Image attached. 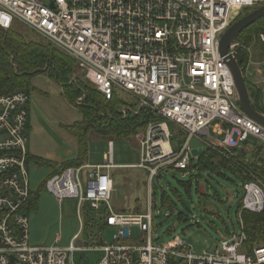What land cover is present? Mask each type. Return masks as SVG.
<instances>
[{"label":"built area","instance_id":"1","mask_svg":"<svg viewBox=\"0 0 264 264\" xmlns=\"http://www.w3.org/2000/svg\"><path fill=\"white\" fill-rule=\"evenodd\" d=\"M263 5L264 0H0V29L21 25L73 59L106 99L121 90L152 111L155 118L137 135L138 168L152 181L165 168L190 167L192 139L236 164L264 149V127L237 105L234 78L220 53L228 28ZM259 40L264 44V33ZM29 111L27 92L0 96V264H76V253L92 250L104 253L99 264H264V245L247 246L242 221L243 212H264V176L251 175L243 185L241 233L224 240L216 253L196 254L183 239L156 245L151 210H113L114 182L107 173L115 168L112 143L103 165L88 166L96 171L85 188L80 167L51 176L45 190L58 203L78 199L81 209L87 205L100 213L102 227L115 230L114 242L97 245L101 239L86 240L80 232L67 247L31 245ZM168 122L185 136L179 150L171 145ZM211 128L220 139L211 137ZM251 138L262 148L246 146ZM260 159L264 171V155ZM97 226L99 234L100 224L92 229ZM135 228L142 236L131 240Z\"/></svg>","mask_w":264,"mask_h":264},{"label":"rangeland","instance_id":"2","mask_svg":"<svg viewBox=\"0 0 264 264\" xmlns=\"http://www.w3.org/2000/svg\"><path fill=\"white\" fill-rule=\"evenodd\" d=\"M249 12L247 11V13ZM15 28L27 40L47 44L44 38L21 25ZM235 50L236 52L240 50V46ZM249 54V64L246 70V75L250 76L248 81L251 86L257 87L264 94V44L257 36L253 38ZM80 72L82 73L81 70ZM77 78H80L82 82L85 81L81 79L78 71L72 82H76ZM28 93L30 94V121L28 123L30 154L57 163H66L77 158V142L65 131L64 127L81 120L78 107L81 106L83 98L78 100L75 105H69L63 96L62 87L44 75L33 80L32 90ZM116 96L125 105L121 109L122 114L126 115L127 110L136 112L141 110L137 100L128 93L117 90ZM253 101L255 103V100ZM260 103L259 105L262 107V102ZM168 127L173 135L171 145L174 149L179 150L183 142V134L171 122H168ZM142 132L144 131H139L137 135H141ZM137 135L129 140L111 139L114 164L135 165L130 168L111 170L114 176V191L110 205L115 212L131 213L133 210L143 212L149 209L151 204L155 244L170 245L178 239H183L196 254L216 253L224 240L233 234L241 233L240 216L244 182L238 175L221 166L215 172L193 170L192 174L169 167L161 170L159 177L154 178L150 183L147 172L136 167L141 162V148ZM210 135L215 140L220 139L213 133L212 128ZM246 146L255 150L262 148L263 144L261 141L251 138ZM109 149L108 139L91 134L87 163L104 164V155L108 153ZM209 150L221 155L212 149ZM257 152L252 153L245 160L260 162L262 154L257 156ZM192 162L197 164L198 157L192 156ZM49 171L50 169L46 167H31V187L34 186L32 172H43L46 175ZM95 171L89 169L88 166L83 167L81 179L84 188L88 174ZM42 192L44 196L47 195L48 199L42 202L38 212L30 211V243L36 246H51L56 243L55 239L59 235L63 242L57 245L67 247L70 245L72 237L76 233L82 232L83 224L87 219L86 209L79 207L78 199H66L59 206L50 193L46 190ZM200 193L206 195L203 203L199 196ZM89 218L91 220L96 216L90 213ZM96 222L101 227L103 226L100 217L96 218ZM98 227L91 229V241L99 238L101 242L97 245L113 243L115 230L102 227L100 233L97 234ZM141 236L138 229L132 230L131 240L140 239ZM129 244L131 243L129 242ZM77 245L81 246V241ZM103 255V252L96 250L83 251L76 253L74 260L76 264H99Z\"/></svg>","mask_w":264,"mask_h":264},{"label":"trees","instance_id":"3","mask_svg":"<svg viewBox=\"0 0 264 264\" xmlns=\"http://www.w3.org/2000/svg\"><path fill=\"white\" fill-rule=\"evenodd\" d=\"M261 33H264V18L244 30L237 38V43L239 42L240 45V50H237V60L245 75L250 58L249 47L254 36L259 38ZM77 71L84 81V75L80 72L76 62L49 43L27 40L16 28L0 29V96L18 90L28 93L32 90L33 80L44 75L62 87L63 96L69 105H75L78 100L83 98L81 106L78 107L81 120L64 127L65 131L77 141L78 159L59 165L31 154L28 158L29 166L54 169L51 176L64 169L84 166L91 134L108 139L109 142H112L113 138L129 140L133 139L139 131H145L148 124L155 118V114L145 108L139 112L127 110L126 115L122 114L121 109L125 105L120 102L117 96L106 99L96 89L90 88L91 86L89 87L86 81H84L86 83L82 82L80 78H77L76 82H72ZM246 83L254 109L264 114V94L257 87L251 86L248 79ZM260 102H262V107L259 105ZM182 136L185 138L184 135ZM260 153L264 155V149H260L257 156ZM239 160L240 163L236 164L234 161H229L208 150L198 157L197 164L191 161L188 169L179 171L187 174H192L193 170L215 172L221 166L238 175L244 183L251 180V175L264 176V171L257 162H248L243 158H239ZM45 183L43 188H45ZM40 191L43 190L31 191L30 208L32 211L37 209ZM199 196L203 203L206 195L200 193ZM84 207L87 219L83 224L82 235L84 239L88 240L90 231L96 225V218L100 213H92L87 205ZM102 212L104 213L105 210ZM134 212L142 213L137 210ZM90 213L96 218L89 220ZM242 221L248 237L247 246L251 248L264 245V212L259 215L243 212Z\"/></svg>","mask_w":264,"mask_h":264},{"label":"water","instance_id":"4","mask_svg":"<svg viewBox=\"0 0 264 264\" xmlns=\"http://www.w3.org/2000/svg\"><path fill=\"white\" fill-rule=\"evenodd\" d=\"M263 18L264 5L251 11L250 13L245 14L236 22H234L222 36V39L220 41V53L221 56L225 58V62L234 78L237 105L250 119L264 127V116L257 112L251 103L250 92L246 83V80L250 76L245 75L244 70L239 66L237 60V52L236 50H233V48L237 44L238 36L244 30L254 25ZM190 149L191 154L194 158L201 156L207 151L205 145L197 139L191 140ZM242 156L245 157L246 154L242 152Z\"/></svg>","mask_w":264,"mask_h":264},{"label":"crops","instance_id":"5","mask_svg":"<svg viewBox=\"0 0 264 264\" xmlns=\"http://www.w3.org/2000/svg\"><path fill=\"white\" fill-rule=\"evenodd\" d=\"M248 68V67H247ZM77 142V141H76ZM112 142H109V144H111ZM78 145V144H77ZM32 155V154H31ZM106 155H107V153L104 155V159L106 158ZM32 156H36V157H39V156H37V155H32ZM78 157H79V150H78V155H77V158H75V159H73V160H77L78 159ZM87 157H88V155H87ZM87 157H86V159H85V161H84V166H99L100 164H90V163H87ZM41 158V157H40ZM44 159V158H43ZM47 160V159H46ZM73 160H70V161H73ZM50 161V160H49ZM69 162V161H68ZM55 163H57V162H55ZM59 165H61V164H64V163H58ZM103 165V164H102ZM115 165V164H114ZM139 165V164H138ZM138 165L136 166V167H138ZM84 166H82V167H84ZM133 166H135V165H130V164H120V165H115V169L116 168H130V167H133ZM31 167H34V168H44V167H37V166H35V165H31L30 167H29V171H30V168ZM46 168H49V167H46ZM50 169V171H49V173H47L46 175L43 173V172H32V181H33V183L32 184H34V186H33V188L31 187V189H32V191L33 192H37V191H39V190H45V188H43L44 187V183H45V181L47 180V178H49L52 174H53V171H54V169H52V168H49ZM114 169V168H113ZM112 170V169H111ZM111 170H108L107 171V173L110 175V177L112 178V180H113V182H114V176H113V173L111 172ZM148 174V173H147ZM43 176H45L44 177V179H42L43 178ZM148 176H149V174H148ZM42 179V180H41ZM126 180V179H125ZM149 180H150V178H149ZM30 183H31V180H30ZM150 183H151V181H150ZM151 188V187H150ZM42 191H40V194H39V204H38V206H37V209L35 210L36 212H38V210L40 209V207H41V205H42V202L44 201V200H47L48 198H47V195L46 196H44V194H43V192L41 193ZM56 201V200H55ZM57 202V201H56ZM63 203V202H62ZM62 203H58L57 202V204L59 205V206H61L62 205ZM150 203H152V202H150ZM152 205L150 204V208L149 209H147V210H144L142 213H135L134 211L135 210H133L131 213H135V214H143V213H146V212H149L150 210H152ZM117 213H127L126 211H122V212H117ZM80 232H78V233H76L75 235H77V234H79ZM74 235V236H75ZM74 236L72 237V239H71V241L70 242H72V240H73V238H74ZM36 239V238H35ZM37 240V239H36ZM55 241H56V243L55 244H52V245H57V244H60V243H62L63 242V239L59 236V235H57V237H56V239H55ZM51 245V246H52ZM57 246H59V245H57ZM61 247H63V246H61Z\"/></svg>","mask_w":264,"mask_h":264}]
</instances>
